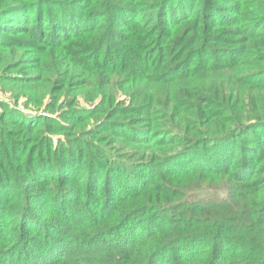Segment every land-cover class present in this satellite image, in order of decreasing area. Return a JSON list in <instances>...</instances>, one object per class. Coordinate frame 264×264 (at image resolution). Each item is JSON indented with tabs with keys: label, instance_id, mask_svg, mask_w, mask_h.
Segmentation results:
<instances>
[{
	"label": "trees",
	"instance_id": "1",
	"mask_svg": "<svg viewBox=\"0 0 264 264\" xmlns=\"http://www.w3.org/2000/svg\"><path fill=\"white\" fill-rule=\"evenodd\" d=\"M0 90V264H264V0H0Z\"/></svg>",
	"mask_w": 264,
	"mask_h": 264
},
{
	"label": "rangeland",
	"instance_id": "2",
	"mask_svg": "<svg viewBox=\"0 0 264 264\" xmlns=\"http://www.w3.org/2000/svg\"><path fill=\"white\" fill-rule=\"evenodd\" d=\"M2 95H4V94H3V93L1 92V90H0V97H1ZM21 98L24 99V97H21ZM21 98L18 99V102H21V101L23 100V99H21ZM19 108L22 109V108H24V107H23V105H20Z\"/></svg>",
	"mask_w": 264,
	"mask_h": 264
}]
</instances>
